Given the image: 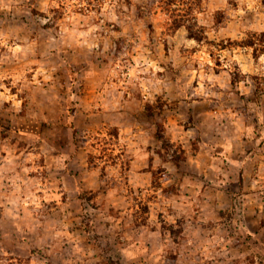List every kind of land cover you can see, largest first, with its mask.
Returning <instances> with one entry per match:
<instances>
[{
	"label": "clouds",
	"instance_id": "9594fccd",
	"mask_svg": "<svg viewBox=\"0 0 264 264\" xmlns=\"http://www.w3.org/2000/svg\"><path fill=\"white\" fill-rule=\"evenodd\" d=\"M0 264H264V0H0Z\"/></svg>",
	"mask_w": 264,
	"mask_h": 264
}]
</instances>
